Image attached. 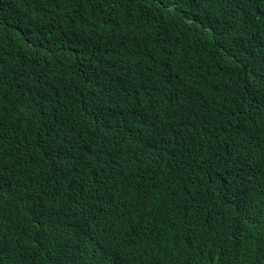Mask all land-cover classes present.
Listing matches in <instances>:
<instances>
[{"label":"trees","instance_id":"1","mask_svg":"<svg viewBox=\"0 0 264 264\" xmlns=\"http://www.w3.org/2000/svg\"><path fill=\"white\" fill-rule=\"evenodd\" d=\"M261 12L0 0V264H264Z\"/></svg>","mask_w":264,"mask_h":264},{"label":"snow or ice","instance_id":"2","mask_svg":"<svg viewBox=\"0 0 264 264\" xmlns=\"http://www.w3.org/2000/svg\"><path fill=\"white\" fill-rule=\"evenodd\" d=\"M159 2L161 3V4H163L164 3V0H159ZM177 2H179V0H177ZM208 2L209 3H213V2H221V0H208ZM230 2H232V3H236L237 5H241V4H243V5H247V3H249V2H254V0H230ZM261 15H264V12H261L260 13ZM2 25H3V21L2 20H0V29H2ZM250 87H255V85H249ZM209 264H211V262H209Z\"/></svg>","mask_w":264,"mask_h":264}]
</instances>
